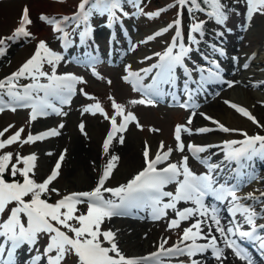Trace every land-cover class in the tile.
<instances>
[{"label": "snow or ice", "instance_id": "snow-or-ice-1", "mask_svg": "<svg viewBox=\"0 0 264 264\" xmlns=\"http://www.w3.org/2000/svg\"><path fill=\"white\" fill-rule=\"evenodd\" d=\"M143 3L144 0H79L77 10L71 16L56 18L41 14L40 19L59 34L62 49L67 52L75 44L76 38L80 45L88 42L93 33L90 18L94 15L106 16L107 27L113 28L122 25L124 18L130 15L153 19L167 10L145 12ZM245 5L249 18L257 13L264 15V0H245ZM127 6L134 11L130 13L126 10ZM172 7L178 9L176 18L139 43L151 42L172 30L174 35L171 41L162 52L153 54L156 62L148 67L134 71L131 65H126L122 79L140 94V98L130 100V104L155 106L157 99L166 95L177 99L169 89L178 87L177 73L180 70L185 77L183 90L187 100L179 107L193 111L185 124L175 126L174 148H166L161 141L153 153L145 143L142 149L143 166L125 183L108 186L120 160L118 155L111 154L110 146L114 142L125 143L124 133L130 124L134 123L141 130L143 126L124 104L109 97L110 115L98 99L83 88H78V85L87 83L83 77L74 73H58L57 69L65 61V56L43 40L38 42L30 58L16 71L0 78V113L30 109V122L49 115L66 116L68 113L64 111V106L70 105L79 92L92 101L82 107V115L100 114L110 125L102 142V153L108 159L93 186L88 190L68 192L53 186L60 175L67 149L59 153L49 174L39 180L36 178V153L22 155L3 151L13 144H33L59 136L63 123L37 134L29 132L26 137H22L23 127L6 138L5 134L14 125L0 130V264H19L17 255L21 249L29 254L24 264H65L69 256L76 257V264H206L207 254L217 264H224L227 260L226 249L231 250L236 258L246 261V264H254L248 250L238 240L255 243L264 253V223H258V220H264V199H261L264 192L260 196L253 193L244 197L238 195L246 181L255 179V175L247 171L251 162L256 158L264 160V135H249L247 131L229 128L202 112L199 115L215 128L190 127L196 115L194 109L198 107L193 101L194 92L199 93L205 85L224 81L217 60L212 59L208 66L193 67L191 70L186 61L196 50L195 46L201 43L198 37L205 36L208 20L220 26L226 25L229 18L227 5L223 0H175L168 5V8ZM185 11L191 17L187 36L183 32ZM197 14H204L207 19H200ZM31 23L25 7L12 34L0 36V56L6 54L9 42L32 38L33 34L28 30ZM68 28H71V32ZM216 35L223 37L224 33L221 31ZM136 47L137 44L132 45L133 50ZM212 51L219 56L226 54L223 48L215 44ZM153 56H146L144 60H151ZM46 65L49 70H45ZM87 66L94 76L103 79L95 69V58L89 57ZM243 67L248 68V63ZM193 71L199 74V86L195 90L189 86ZM21 80L29 82L21 84ZM107 83L111 84V81ZM226 83L228 87H233L238 81ZM261 84L264 81L254 86ZM225 103L253 124L264 128V124L246 108L229 101ZM79 129L87 135L83 122ZM215 130L238 133L243 138L227 139L215 145L186 144L183 139V134L191 136ZM212 148H218L219 152H209ZM174 152H179L181 156L173 162L171 157ZM186 152L188 154H184ZM220 154L222 159L215 162L214 157ZM190 156L204 171L197 173L190 167ZM233 164L235 167H232ZM229 176L240 182H230ZM53 194L57 199L51 201ZM249 200L254 203H247ZM257 204L260 205L259 210ZM222 205H226L225 210L230 217L226 224L222 222ZM134 210L147 212L153 221L165 220L168 230L180 232L178 241L166 247L168 240L165 239L155 251L144 256L125 254L118 245L116 233L110 228L104 229L103 225L114 217L129 215ZM185 224L187 226H183ZM41 240H44L42 248ZM221 242L223 247L220 246ZM185 257L187 259H182Z\"/></svg>", "mask_w": 264, "mask_h": 264}, {"label": "rangeland", "instance_id": "rangeland-1", "mask_svg": "<svg viewBox=\"0 0 264 264\" xmlns=\"http://www.w3.org/2000/svg\"><path fill=\"white\" fill-rule=\"evenodd\" d=\"M168 1L171 0H160L158 4H155L151 0H144L142 7L146 9L144 10L145 12H154L160 10L163 6L170 5ZM78 3L79 0H0V36H9L12 34L19 24L25 7L28 9L29 18L32 21L31 25L28 26V30L33 34L30 40L21 39L15 43L9 42L6 54L0 56V78L16 71L33 54L34 45L40 40H43L47 42L50 48L62 52L65 56V61L61 62L57 69L58 73H74L77 76L83 77L87 83L78 85V88H83L87 93L98 99L110 115L112 109L109 97L115 98L117 102L124 104L127 110L132 111L137 116L143 128L141 130L134 123L130 124L128 131L124 133L125 143L121 145L118 142H114L110 146L111 154L120 157L118 166L108 181V186H116L120 183H125L142 168V149L146 142L151 147L153 153L157 150L161 141L164 142L166 148H174V127L177 124H185L193 111L181 110L179 105L168 106L167 101L156 102L155 106L132 105L129 101L139 99L140 96L132 92L122 82L121 78L126 65H131L133 69H141L149 65L153 60L145 61L144 57L153 56L154 53L162 51L167 37H170H166L167 33L165 36L163 34L161 37L148 43L141 44L139 42L146 39L154 31L160 29V26H165L167 20L169 21L174 16L170 17L168 13H161L159 17L153 19H149L146 16H129L123 22V27L128 28V32L125 33L120 25L117 26L122 33L118 32L115 34L112 49H107L110 33L107 32L105 24L96 22L92 26L93 33L91 36L95 42L93 44L95 45L92 46L91 44L92 48L89 49V52L95 56L104 57L103 63L100 66L95 65L96 71L103 77V79H99L92 74V70L87 64L79 63L81 61L80 58L77 59L78 63L75 62V56H73L74 54L85 52V48H88V42L80 45L78 38H76L73 55L71 56V50L68 54H65L62 51V46L58 39L59 35L54 34L52 32L53 27L40 19L41 14L56 18L71 16L76 12ZM243 12L233 11L229 13V18L224 26L217 25L214 21H211L205 36L199 37L203 42L202 45L211 53V56L216 55H214L213 51L206 44L207 41H213L225 50L226 54L224 56H218L222 62V67L225 69V77L227 78L225 80L238 81V83H235L233 87H228L227 83H224V86L221 85L218 88L220 89L219 91L214 87L206 96H204L205 94L193 96L194 101L200 104L198 109L201 108L199 109L201 111L194 109L196 115L193 117V122L190 125L193 129L203 126L215 128L210 121L203 117L196 119L199 112H205L208 116L213 117L229 128L241 129L247 131L248 134L264 133V128L253 124L249 119L233 109L230 104L225 103V101H229L246 108L261 124H264V84L258 86L259 88L254 86L257 84H254V82H257L258 78L261 77L258 76V73L264 74V70H257V65L254 64L257 56L264 55V15L257 13L249 18L247 11ZM68 30L71 31V28H68ZM221 31L224 33L223 37L217 36L216 33ZM161 43L162 46L160 45ZM133 44L138 45L135 50L132 49ZM234 57L236 58L235 60L233 59ZM108 58L111 59L110 65L106 63V59ZM245 58V63L249 65L246 69L243 67ZM45 70H49L47 65L45 66ZM247 75L249 77H246ZM245 78L248 79L247 85L244 83ZM108 80L111 81V84L107 83ZM28 82L27 80L20 81L21 84ZM246 90L247 93L250 91L251 94H248V97L245 98ZM204 99H210V101L217 100L222 111H228V115H225L223 118L222 115L219 116L217 113H210L209 110L208 113V108L202 105ZM90 102L92 101L86 99L78 92L73 97L71 104L64 107V111L68 113L66 116L49 115L48 117H40L34 122H30L29 120L30 110H18L15 112L7 110L0 113V130H3L8 125H14L5 134L6 138L8 135L23 127L24 133L22 137H26L29 132L36 133L39 130L55 128L60 123H63L64 127L59 129L61 133L59 136L50 137L33 144L20 145L17 143L11 145L10 148L17 149V152L22 155L36 153L38 157L36 178L38 180L44 178L50 172L59 153L67 149L60 175L54 181L53 186L64 192L88 190L93 186L98 173L102 170L108 159L102 153V142L110 127L109 122L100 114L82 115V107ZM81 122L85 125L87 135L79 129ZM151 129H158L159 131L154 132ZM239 137L241 136L238 133H223L218 130L207 134H193L191 136L183 134V139L186 144L196 143L203 145L220 144L224 140L238 139ZM80 147L91 148V150H89L88 156L84 155V158H82L83 165L87 167L82 168L79 166V169H77L76 167L78 165L74 168L75 158L78 156L77 148ZM49 152L53 153V155H47ZM209 152H219V149L212 148ZM184 154L188 153L186 152ZM180 156L181 154L179 152H174L171 160L174 162ZM221 156L222 154L215 156L214 160H217ZM189 164L197 173L203 170V168L197 165L199 163L191 158V156L189 158ZM256 171L255 179L244 183L241 187L240 196H245L248 193L260 196V192L264 190V164ZM53 199H57L55 194L51 196V200ZM246 202L254 203L250 200ZM183 206L181 205V207ZM223 208L224 210L226 209V207ZM257 208H260V205ZM183 226H187V224ZM103 228H110L116 233V239L120 249L128 256L147 255L155 251L158 244L165 239L168 240L166 247L171 246L178 241L180 235L178 230H168L165 220L153 221L150 217L141 213L134 217H114L110 221H106ZM42 244L41 242L40 246ZM228 251L233 254L231 250ZM21 255L24 256L25 253L22 252ZM206 262L207 264H217L210 254H207ZM65 264H76V257L69 256ZM259 264L261 263L259 262Z\"/></svg>", "mask_w": 264, "mask_h": 264}, {"label": "bare ground", "instance_id": "bare-ground-1", "mask_svg": "<svg viewBox=\"0 0 264 264\" xmlns=\"http://www.w3.org/2000/svg\"><path fill=\"white\" fill-rule=\"evenodd\" d=\"M248 57V56H247ZM246 57V58H247ZM246 58H245V61H243V63H245L246 62ZM255 62H254V64L255 65H257L256 66V69L258 70V69H261V70H264V55H260L259 57L257 56V59H255L254 60ZM248 72V71H247ZM246 72V73H247ZM263 73V72H262ZM258 76H261V77H259L258 78V81H260V82H262V81H264V74H260V73H258ZM245 77V76H244ZM243 77V78H244ZM246 77H249L248 75L246 76ZM252 81V80H251ZM258 81L257 82H254V84L255 83H258ZM247 82H248V79H246L245 78V80H244V83H245V85H247ZM252 85V84H251ZM264 86V85H263ZM247 88V87H246ZM259 88V87H258ZM248 90V89H247ZM247 90L245 91V98L246 97H248V94H251V92L249 91V93H247ZM214 97V96H213ZM211 99V98H210ZM210 99L209 100H207V99H204L203 100V106L205 105L208 109H207V111L209 110L210 111V113L211 112H213L214 114H218L219 116H221L222 115V117L224 118V116L225 115H228L227 113H228V111H226V112H223L222 111V108H221V106H220V104L217 102V100H212V101H210ZM220 100V99H219ZM199 109H201V108H199ZM198 109V110H199ZM199 111H201V110H199ZM209 111H208V113H209ZM199 113H201V112H199ZM199 113H198V115H197V118L196 119H198V118H200V117H202L201 115H199ZM202 113H205V112H202ZM207 114V113H206ZM210 115V114H209ZM195 121V120H194ZM214 144V143H213ZM73 145H75L74 143H73ZM215 145V144H214ZM81 148H83V147H80V148H77V151H78V156H76V158H75V166H74V168L76 167L77 169H79V166H81L82 168H85V167H87V166H84L83 165V160H82V158H84V155H86V156H88V153H89V150H91V148H83L81 151H80V149ZM75 152H76V149H75ZM79 163V164H78ZM223 207H225L224 205H222L221 206V208H222V216H223V221L222 222H224L225 224L228 222V220L230 219V217L227 215L228 213H227V211L226 210H224V208ZM227 213V214H226ZM225 215H227V217H225ZM239 242V241H238ZM240 243V242H239ZM220 246L221 247H223V243L221 242V244H220ZM248 253L250 254V256H251V258L253 259V262L254 263H256V264H259V259L256 257V255H255V253L253 252H249L248 251ZM225 254H226V256H227V260H225L226 262L224 263V264H245L246 263V261H242V260H240V259H238V258H236L233 254H231L228 250H226V252H225ZM261 263V262H260ZM206 264H207V262H206Z\"/></svg>", "mask_w": 264, "mask_h": 264}, {"label": "trees", "instance_id": "trees-1", "mask_svg": "<svg viewBox=\"0 0 264 264\" xmlns=\"http://www.w3.org/2000/svg\"><path fill=\"white\" fill-rule=\"evenodd\" d=\"M158 1H160V0H151V2H153L155 4H158ZM171 1L175 2V0H171ZM223 3H225L227 5L228 13H232L233 11L241 12V11H244V9L246 8L245 0H223ZM156 7H153V8H156ZM127 8H129V12H130L131 7L127 6ZM177 10H178L177 7H172L170 9H167L166 11H163L162 14L168 13L169 16L171 17L177 13ZM197 15L199 16L200 19H207L204 14H197ZM190 20H191L190 15H188V13L185 11V13H184V24H185V28H186V34L188 31V25L190 23ZM209 22H211V20H208V22L206 23L205 32H206V29L208 28V26L210 24ZM6 151H12L15 153V151H13L11 149L6 150Z\"/></svg>", "mask_w": 264, "mask_h": 264}]
</instances>
